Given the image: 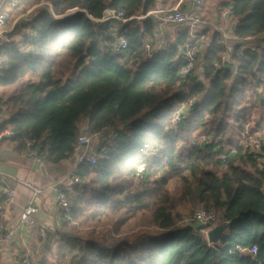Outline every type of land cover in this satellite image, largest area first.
<instances>
[{"label":"trees","instance_id":"1","mask_svg":"<svg viewBox=\"0 0 264 264\" xmlns=\"http://www.w3.org/2000/svg\"><path fill=\"white\" fill-rule=\"evenodd\" d=\"M51 2L53 11L43 8L19 26L37 33L34 51H21L27 35L0 43V89L21 83L7 99L0 96V114L7 115L0 131L12 129L20 152L35 140L38 157L49 164L76 153L82 133L118 134L102 143L96 165L84 162L72 174L81 182L68 193L73 210L62 213L63 264H264V155H250L242 138L247 127L264 131V46L241 57L237 45L231 54L237 74L232 64L218 70L228 47L219 33L202 30L199 41L210 35L209 43L198 44L204 50L183 81L188 27L173 26L179 30L166 40L168 28L163 32L153 17L120 29L115 21L98 22L108 9L145 15L159 0ZM221 7L231 8L232 37L264 35V0H223ZM116 35L127 40L120 53L113 49ZM29 77L37 81L22 83ZM193 97L175 123V112ZM140 165L145 173L136 189ZM200 207L218 211L216 225L230 223L215 246L200 228L183 226ZM138 220L154 230L129 236L125 229ZM77 223L104 230L85 238L76 234Z\"/></svg>","mask_w":264,"mask_h":264},{"label":"built area","instance_id":"2","mask_svg":"<svg viewBox=\"0 0 264 264\" xmlns=\"http://www.w3.org/2000/svg\"><path fill=\"white\" fill-rule=\"evenodd\" d=\"M12 1V3H11ZM187 1V7L183 8L182 4ZM10 3L11 7H17V0H5L0 5V43H10L14 42L11 39V34L16 27H12L8 30L7 24L10 22L12 18V13L9 9H4V6ZM40 5L44 6V8L53 11V5L50 0H44ZM205 5V0H180L179 4L170 9H157L148 12L145 15L140 16H130L127 17L125 11H119L115 9H108L105 11L104 16L102 19L98 20V22H112L115 21L118 23V29L121 28L122 25H125L131 21H138L141 22L142 20L153 17L158 21V27L162 30L163 28L167 27L168 25L172 26H181V27H188L191 30L192 34V41L189 45L184 48L183 57L185 61V65L181 70V79L184 81L188 78L189 74L195 67L196 59L198 54L201 51V47L198 46L199 39L195 32V30H209L213 33H219L221 37V42L223 44H228L230 39V35L228 32L227 27L220 25L219 23H213L204 18L200 14L201 8ZM77 9L70 10L67 14H72L76 12ZM228 12L231 13V8L228 9ZM17 24V21H16ZM29 47L27 51H33L34 47L32 43L37 38V33L30 28V31L27 33ZM117 36V43L113 45V49L115 52L120 53L123 49L127 48V40L123 36ZM10 37V38H9ZM202 38V37H201ZM260 39H264V35L259 37ZM257 38H250L243 41H239L241 46L240 49V56L243 57L247 51L244 45H247L249 41H252ZM21 47V46H20ZM22 48V47H21ZM149 49L150 46L147 45ZM229 64H232V69L235 74L238 72V65L235 62H231V60L226 59L223 57L221 62L215 63L216 69H222L228 67ZM1 66V62H0ZM259 93L263 94L264 96V87L259 90ZM197 99L195 97L189 99L186 103L181 105L179 109L175 112L174 122L179 123L181 118L184 115H187L191 106L195 104ZM6 117L4 114H0V123L4 122ZM108 133V137L110 139L116 138L118 136L115 131L110 128H105L100 135H104ZM14 132L11 128H6L0 131V138L5 137H13ZM243 142L246 150L250 155L254 158H259L261 155H264V131H258L256 133H250L246 131L243 133ZM35 140H27V153L32 157H38L37 150L34 149ZM100 150H103L102 144L100 145ZM80 151V152H78ZM76 152L78 155V164H82L84 162H88L90 165H96L98 162V152L97 145H95L94 141L85 133H82L79 138V148ZM104 151V150H103ZM145 173V166L140 165L137 170V178L138 180L143 177ZM4 184V180H1ZM80 178L77 176H72L70 179V183L68 185L57 184L52 187V190L55 192L59 205L62 209L69 214L73 208L74 204L72 201L69 200L68 193H70L73 189V185L80 183ZM29 190L32 191L34 195V199L43 194L44 189L40 188L39 186L30 184V183H23ZM15 202V191L13 189L8 188L6 190V198L0 204V224L4 220L6 216V212L8 208ZM39 211V206L36 203H31L23 209L21 219H20V228H27V227H37L38 222L36 220V214ZM218 220V211L215 208L205 209V208H198L192 218H189L187 221V226H190L194 229L200 228L201 233H203L204 237L206 238L208 244L210 246H215L216 244H212L208 241V232L213 228ZM15 235V230H10L6 236L4 237L5 241H8L11 237ZM258 249L254 247L251 250V253L256 254ZM15 264H34L31 260L29 254H27L21 261Z\"/></svg>","mask_w":264,"mask_h":264},{"label":"crops","instance_id":"3","mask_svg":"<svg viewBox=\"0 0 264 264\" xmlns=\"http://www.w3.org/2000/svg\"><path fill=\"white\" fill-rule=\"evenodd\" d=\"M179 2L180 0L171 8L177 6ZM187 5L186 1L182 7L185 8ZM206 5L207 0L199 12L203 13L202 15L210 22L223 25L219 21L218 14L214 13V9L209 16L205 13ZM157 9H163V7H157ZM228 9L223 14L227 21L232 18ZM235 24V22L231 24L232 28L228 29L229 41H235L236 45H239V40L231 36V29ZM167 28L168 30L170 28L179 30L178 27L172 25H168ZM164 29L163 32H165ZM201 49L204 50L202 47ZM4 116L7 115L4 114ZM11 138H0V204L6 198L8 188L15 191V202L8 208L0 224V264H15L27 254L30 255L34 264H63V257L58 250L62 245V237L68 232L65 230L62 219L63 209L52 187L57 184L68 185L70 183L72 174L79 165L78 155L74 153L58 164H49L43 158L32 157L27 151L17 150ZM1 180L5 183L3 184ZM23 183L39 186L44 189V192L34 199L32 191ZM31 203L39 206L36 214L38 226L20 228L23 209ZM10 230H15V235L5 241L4 237ZM47 242L51 243V248H44Z\"/></svg>","mask_w":264,"mask_h":264},{"label":"rangeland","instance_id":"4","mask_svg":"<svg viewBox=\"0 0 264 264\" xmlns=\"http://www.w3.org/2000/svg\"><path fill=\"white\" fill-rule=\"evenodd\" d=\"M32 1H36L37 3L28 4L29 2H32ZM43 1L44 0H29V1H27V0H17V4H16L17 7H15V8L11 7L10 3H7L4 6V9H9L11 11V13H12V18H11L10 22L7 24V28L5 30H8V29L16 26L14 28L12 34H11L12 41H14L16 43H19V42H21V39H24L23 36L27 35L26 33H28L30 31V29L27 28V27H23L22 28V27H19V26H20V24L21 25L27 24L29 21H31L34 18L35 14L39 10L44 8V6L40 5ZM163 1L164 0H159V6L158 7L162 6ZM11 3H12V1H11ZM222 3H223V0H207V5L205 6L206 7L205 8V13L208 14V16H209V15L212 14V11L214 9V13L218 14L219 21H221V23L223 24L222 26H224V27L228 26L229 28L230 27L232 28L231 24L234 23V19L230 18L228 21L225 19L223 14L226 12L227 9H223L221 7ZM16 21H17V24H16ZM175 31H177V30L170 28L167 31L166 35H165L166 40L171 39L173 37V34L175 33ZM201 31L202 30H195L196 34L201 33ZM209 40H210V35H207L206 39H204V37H202L201 40L199 41V43L201 44L202 42L205 41V43L203 44L204 48H205V46H207V43H209ZM237 45H236L235 41H232V42L228 41V46H227L228 47V53L224 56L226 59L231 60V54H232L234 48ZM263 46H264V39L263 38L254 39L252 41H249L247 43V45H244V47H246V49H247L246 53L251 51V50H256V51L260 52L261 47H263ZM21 47H22L21 51H23L24 53L31 52V51H27L29 45L28 46L27 45L26 46L23 45ZM202 51H203V49H201V52ZM199 76H200V79L203 80L202 71H199ZM31 80L32 81H37V78H30L29 77V78L24 79L22 81V83L23 82H27V81H31ZM20 85H21V83L15 85V86H12V87L1 88L0 89V96H2L4 99H7L11 94H13L15 92L16 88L19 87ZM253 121L254 122L251 123L250 127H252V125H255L259 121V113L254 116V120ZM249 130H250V128L247 127L246 131H249ZM108 136H109L108 133H105L104 135H95V136H92V137L89 136V137L94 141L95 145H97V149L100 150V145L104 141H108V139H110ZM139 180L137 181V186H136L137 188L136 189H138V183L140 182ZM188 219L189 218H187V219H185L183 221V226H185V227L187 226V223L189 222V221H187ZM217 226L218 225L215 224L213 226V228L217 227ZM103 230H104L103 228H100V227H97V226H92V227L89 226L88 227V226H86L85 224H82V223H77L76 224V234L80 235V236H83L85 238L87 236H89L90 234H92L93 236H97L99 234V232H101ZM151 230H154V229H152V227H148L147 224L144 223V221H142V220H138V221L132 222L125 229V231H127L128 235L133 237V238L136 235H139L142 232L151 231ZM66 251H68V250H66ZM59 254L62 255L63 262H64L65 256L63 254H61V252Z\"/></svg>","mask_w":264,"mask_h":264},{"label":"water","instance_id":"5","mask_svg":"<svg viewBox=\"0 0 264 264\" xmlns=\"http://www.w3.org/2000/svg\"><path fill=\"white\" fill-rule=\"evenodd\" d=\"M5 0H0V5L3 3ZM230 223L225 222L221 225H218L217 227L212 228L208 232V241L212 244H218L221 242V238L227 233L229 229Z\"/></svg>","mask_w":264,"mask_h":264}]
</instances>
